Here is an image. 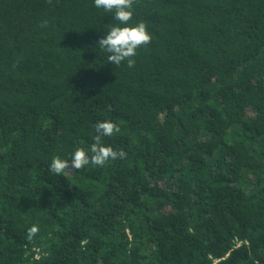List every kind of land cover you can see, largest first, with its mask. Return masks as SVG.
I'll return each instance as SVG.
<instances>
[{
	"label": "trees",
	"instance_id": "16d2710c",
	"mask_svg": "<svg viewBox=\"0 0 264 264\" xmlns=\"http://www.w3.org/2000/svg\"><path fill=\"white\" fill-rule=\"evenodd\" d=\"M133 12L129 68L94 0H0V264H264V0ZM103 121L126 158L49 171Z\"/></svg>",
	"mask_w": 264,
	"mask_h": 264
},
{
	"label": "clouds",
	"instance_id": "9594fccd",
	"mask_svg": "<svg viewBox=\"0 0 264 264\" xmlns=\"http://www.w3.org/2000/svg\"><path fill=\"white\" fill-rule=\"evenodd\" d=\"M137 0H94V7L103 9L106 13H112L117 25L110 26L106 34L97 41V47L107 53V61L112 65L120 66L126 62L129 68L135 66L137 50L150 44L152 37L147 30L145 22L140 21L135 25H129L133 18V9ZM51 4L52 0H48ZM48 22L42 21L40 27H46ZM96 135L94 143L90 146L89 155L83 148H77L70 160L53 156L49 171L55 175L74 174L91 163L94 166L103 167L110 161L124 159L127 153L123 150H114L111 146L102 143L103 138L111 137L121 131L120 127L111 121L97 122L94 125ZM39 232L36 225L28 228L26 236L32 240Z\"/></svg>",
	"mask_w": 264,
	"mask_h": 264
},
{
	"label": "built area",
	"instance_id": "2783aa9c",
	"mask_svg": "<svg viewBox=\"0 0 264 264\" xmlns=\"http://www.w3.org/2000/svg\"><path fill=\"white\" fill-rule=\"evenodd\" d=\"M242 243H243L242 240H239V239L236 238V240H235V244H236L237 246L241 245ZM38 257H39V255H38Z\"/></svg>",
	"mask_w": 264,
	"mask_h": 264
}]
</instances>
